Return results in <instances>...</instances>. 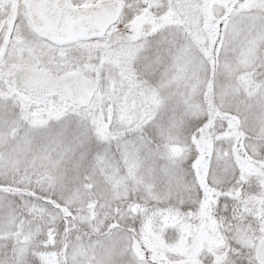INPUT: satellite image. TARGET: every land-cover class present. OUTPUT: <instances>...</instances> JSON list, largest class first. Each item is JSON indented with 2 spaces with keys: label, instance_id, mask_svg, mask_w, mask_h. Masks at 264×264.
<instances>
[{
  "label": "snow or ice",
  "instance_id": "1",
  "mask_svg": "<svg viewBox=\"0 0 264 264\" xmlns=\"http://www.w3.org/2000/svg\"><path fill=\"white\" fill-rule=\"evenodd\" d=\"M0 264H264V0H0Z\"/></svg>",
  "mask_w": 264,
  "mask_h": 264
}]
</instances>
